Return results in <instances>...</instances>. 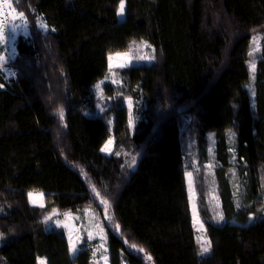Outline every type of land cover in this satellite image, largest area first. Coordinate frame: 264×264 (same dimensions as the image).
<instances>
[{
    "label": "trees",
    "instance_id": "16d2710c",
    "mask_svg": "<svg viewBox=\"0 0 264 264\" xmlns=\"http://www.w3.org/2000/svg\"><path fill=\"white\" fill-rule=\"evenodd\" d=\"M123 1L120 20L121 0H14L28 35L14 74L0 70V264H92L89 247L73 257L64 230L45 225L89 208L104 218L110 264H264V47L247 88L264 0ZM136 41L154 59L118 69L123 87L105 85L110 105L96 113L109 54ZM128 98L144 106L133 132ZM111 136L130 162L103 153ZM209 136L226 223H206L201 255L184 142L204 164ZM32 191L45 206L30 203Z\"/></svg>",
    "mask_w": 264,
    "mask_h": 264
},
{
    "label": "rangeland",
    "instance_id": "374dc122",
    "mask_svg": "<svg viewBox=\"0 0 264 264\" xmlns=\"http://www.w3.org/2000/svg\"><path fill=\"white\" fill-rule=\"evenodd\" d=\"M123 14L119 11V19L124 20L125 17V1ZM14 0H0V70L10 77L14 74L10 62L17 55V42L20 36H27L28 29L25 17L20 15L14 6ZM120 9V6H119ZM264 47V34L256 33L252 38L251 51L249 57V67L251 69V82L247 85L250 92L253 91V84L257 70V62L259 54ZM155 57V50L152 44L147 41H136L130 46V49L125 52H115L109 54V73L107 76L95 85L97 105L96 113L104 112L110 105V100L106 96L104 86L107 84L113 85L116 90L123 87L122 79L118 74V69L126 68L134 65H141L144 63H151ZM252 95H254L252 93ZM126 104L129 108V118L131 131L135 130L136 124L140 120L143 110V101L134 100L131 98L126 99ZM112 124V120L110 121ZM233 138V134L230 133ZM111 141V143H109ZM195 142H184L188 160L193 155L192 166L186 173L188 197L190 201V208L192 214L193 227L196 234V240L202 253L201 245L206 241L210 242L206 223L214 225H223L226 223L225 215L222 207V200L219 195L218 183L216 179L215 168L219 166L216 162L215 156V142L212 136H209L207 146V159L203 161L204 164L199 162L197 152L194 153L193 146ZM103 153L110 155L112 153L124 154L127 161L130 162V155L122 150H115V141L113 136L107 141L102 148ZM233 156H234V151ZM235 157V156H234ZM235 158H232V168L230 169L232 179L237 177V171L234 167ZM191 174V175H189ZM200 178V180H199ZM198 182L206 193L205 197V211L207 218L203 217L200 212L199 206V191ZM242 183L240 181L239 185ZM30 203L34 206H45V197L41 192L33 191L29 197ZM222 215L223 219H218ZM49 220H45L47 229L52 227H61L67 237L70 247L71 255L75 257L81 247H89L92 250V264H110V257L108 252V237L107 230L104 225V218L100 217L93 209H84L75 213H62L58 212L52 216H48ZM1 243V236H0ZM211 246V243H210ZM210 249V247H209ZM39 264H47L45 258L39 259Z\"/></svg>",
    "mask_w": 264,
    "mask_h": 264
},
{
    "label": "snow or ice",
    "instance_id": "6c2138e0",
    "mask_svg": "<svg viewBox=\"0 0 264 264\" xmlns=\"http://www.w3.org/2000/svg\"><path fill=\"white\" fill-rule=\"evenodd\" d=\"M119 11H120L121 14H123V12H124V2H123V0H121V2H120V9H119ZM20 15L22 16L23 13H21ZM60 117L63 118V110L62 109L60 110ZM109 143H111V141H109ZM189 175H191V174H189ZM218 219H221L222 220L223 219V216L220 215L218 217ZM2 235L3 234L0 233V236H2ZM209 247H210V242H207V241L203 245H201L202 253H207L209 251Z\"/></svg>",
    "mask_w": 264,
    "mask_h": 264
},
{
    "label": "crops",
    "instance_id": "0c3cea01",
    "mask_svg": "<svg viewBox=\"0 0 264 264\" xmlns=\"http://www.w3.org/2000/svg\"><path fill=\"white\" fill-rule=\"evenodd\" d=\"M32 192H33V191H32ZM32 192H31V193H32ZM31 193H30L29 197L31 196ZM41 193H42V192H41ZM43 194H44V193H43ZM38 206H39V205H38ZM39 207H43V205H42V206H39Z\"/></svg>",
    "mask_w": 264,
    "mask_h": 264
}]
</instances>
